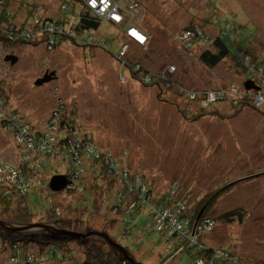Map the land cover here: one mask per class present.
<instances>
[{
    "label": "rangeland",
    "instance_id": "obj_1",
    "mask_svg": "<svg viewBox=\"0 0 264 264\" xmlns=\"http://www.w3.org/2000/svg\"><path fill=\"white\" fill-rule=\"evenodd\" d=\"M6 1H9L15 24L33 30L36 37L33 43L27 41L25 44L0 41V162L7 160L13 166L21 164V145L15 133L4 127L11 119L13 124L26 127L34 136L42 133L47 138L53 133L58 141H62L74 134L73 130H77L83 145L97 146L95 149L84 147L77 151L81 167L85 170L78 180L79 185L58 192L50 188L49 182L56 174L69 173L72 168L69 164L71 159L68 155L63 160L59 156L40 155L37 163L41 165L38 169L34 167L38 171L30 179L32 189L25 198L26 205L36 214L34 221L46 219L51 209L62 217L66 211L71 210L69 216L83 220L80 230L74 232L106 229L141 264H195L194 259L185 253L171 255V243L162 233L148 225L146 208H137V212L122 216L116 215L119 211H115L117 207L112 208L114 211L109 208L118 193V187H112L108 195V186L100 179L98 170L114 178V181L118 178V183L122 179L119 173L129 171L139 176L146 186L152 187L155 199L167 193L170 195L171 187L178 184L179 188L174 190L169 202L176 204L184 196L187 203L190 198V204H185L183 209L188 217L206 195L218 191L214 207L208 212L211 217L208 224L198 226L195 222L188 229L194 235L206 228L200 238L203 244L197 243L212 249L213 258L229 260L232 264L263 263V105L261 109L244 108L237 112L228 103H218L214 106L219 111L218 115L208 110L200 120L186 119L175 107V96L159 91L157 86H149L147 83L143 85L128 71H121L120 65L113 59V52L117 51L120 43L117 33L122 32L124 25L111 17V9L106 13L96 8L95 12L104 14L101 16L103 21L100 22L99 30L90 33L87 40L82 42L86 45L83 47L66 39L68 35L71 37L76 34L77 29L69 34L59 33L63 39L55 36L52 42L44 33L38 35L39 26L34 22V15L32 18L25 12L27 5L30 7L38 4V17L42 21L47 17L59 16V0ZM131 3L130 13L136 15V22L145 32L147 40L143 44L137 42L136 46L128 43L126 48H123V44L122 50L126 56H138L147 70L160 74V78L165 75L169 80L174 78L179 82L184 81L188 89L185 94L191 96L195 87L203 89L205 86L209 88L210 85L227 82V66L223 65L231 61L230 57H225L211 73L199 64L193 55L195 53L185 47L193 35L192 31H186L190 30L188 26L191 21H202L204 17L200 2L139 0L137 3L133 0ZM71 5L74 10L67 24L74 27L78 24L79 11L76 8L79 6L74 2ZM215 7L221 17H227L224 18L226 21L236 24H245L246 21L249 25L246 23L242 29L244 35L257 31L250 45L252 49H258L259 52L253 49L254 53L263 58L264 0H218ZM207 29V33L215 34L212 27ZM127 35L131 37L128 32ZM106 41L110 50L104 47L107 46ZM11 54L17 57L15 63L5 61V57ZM46 72H54V78L35 85V81ZM250 75L252 73L247 72L246 76ZM242 77L245 76L234 75L228 81L241 83ZM235 84L229 91V97H247L255 93L254 89H248L244 83ZM172 91L177 94L176 90ZM235 91L237 93L232 94ZM160 92L167 94L165 100L160 99ZM217 98V95L211 93L207 100L211 103ZM184 101L179 100L181 105L186 104ZM60 105L63 108L56 124L59 129L49 127L48 122ZM201 105L209 108L207 102ZM192 106L193 111L200 110L196 104ZM17 120H21V123H16ZM60 148L65 152L72 151L68 144ZM95 151L101 153L100 158L93 155ZM108 152L112 155L111 165L116 159L120 161L112 173H107L104 166L100 167L107 159ZM22 167L25 171L31 168L27 164ZM96 183H100L101 190L98 192L101 196L93 189ZM145 184L141 188L144 196L147 195ZM170 203L167 206L173 214L179 209V204L173 207ZM98 204L100 206L96 209L95 205ZM231 211L239 214L231 216L229 221L225 220L223 215ZM110 216L117 220L114 224ZM51 221L54 220H37L33 223ZM76 237L89 243L72 239L47 244H25L22 241L10 244V241L0 237V264H97L98 261L89 260L86 253L95 248L96 251H102L103 257H109V247L98 239L92 240L90 237L93 235L90 239ZM14 245H18L21 252L26 251L28 257L17 256ZM49 248L57 249V253L49 256ZM99 262L101 264L104 261Z\"/></svg>",
    "mask_w": 264,
    "mask_h": 264
},
{
    "label": "trees",
    "instance_id": "obj_2",
    "mask_svg": "<svg viewBox=\"0 0 264 264\" xmlns=\"http://www.w3.org/2000/svg\"><path fill=\"white\" fill-rule=\"evenodd\" d=\"M0 41L2 42H10L8 39V33L9 25L13 24L14 21V15L12 11L9 9V1L6 0H0ZM117 3L119 0H116ZM129 1V4L127 3ZM133 1V0H132ZM135 2L139 3V0H134ZM192 1V0H191ZM196 2L201 3V11H203L204 17L200 20H192L191 24L188 26V31H192L193 35L191 36V40L187 43V46L185 45L186 49L190 52H194L195 57L197 58L200 65H203L206 70L212 71L215 69L216 66L221 64V61L225 57H230V62L228 64H224L223 66H227L226 70L228 74V78L234 75L238 76H245L242 77L241 83H236V81H228V78L225 80L227 82H222L221 84L217 85H210L209 88L205 86V88L201 89L198 87H195V89H192L191 93H193V96L190 94H185L186 90H188L183 82H179L178 80L167 79V77L164 75L162 78H160V74L152 73L149 70H147V67L145 66L144 62H142L139 57L136 55L128 57L125 55V52L122 54V46L123 44L126 45H136L138 44L136 41H134L131 37L127 35V29L129 27H135L138 29L141 33H145L141 28H139L138 23L136 22V15H132L130 13V3L131 0H125L119 1L120 6L118 5L117 11L120 15L124 17L123 28L122 32L117 33V38L120 40V43L118 44L117 51L113 52V59L116 60L118 65H120V69L123 72L128 71L129 74L136 80H140L143 85L147 83L149 86H157L159 88V91L167 92L170 96L176 97V102H174L175 107L177 108L178 112L185 116L186 119H192L196 118V120H200L201 116L205 115V113L208 110H211V113H215L216 115L219 114V111L214 108L215 105L218 103H228V106L236 111L239 112L243 110L244 108H255V106L252 103V96L248 95L247 97H243L242 99H238L237 95H234L232 97H229L230 89L233 84H243L245 82H252V84L256 83L255 85L258 86L259 82H264V57L262 58L261 55H256L254 53V50H258L251 47L250 42L253 37H256L257 31H254L253 33H246L244 35L242 32V29L246 26V21L244 23H232L229 21H226L224 18H227L225 16H220L218 13L217 7H215L218 0H195ZM185 3V2H183ZM84 2H80L77 14L78 24H76L74 27L67 24L68 18L70 17V14H73L74 7L73 5L70 6V3H67V7L60 8L61 14L56 17H47L50 22L59 23L62 26L63 32L61 34H69L72 30L77 29L75 32L76 34L68 35L69 37L66 39L72 40L75 44L86 47L83 41L87 40L90 33L97 32L99 30L100 22L102 23V17L97 15L93 16L91 15V10L87 8V6L84 5ZM40 7L38 4H35L33 6L26 7L25 12L30 16L32 11H35V8ZM32 10V11H31ZM233 16V14H230ZM199 22L200 24H198ZM111 23L114 25L115 23L111 21ZM55 24V23H54ZM196 24V25H194ZM248 24V23H247ZM116 25V24H115ZM249 25V24H248ZM66 27H68L66 29ZM208 27H212L215 30V34L213 33H207L205 29ZM119 29V28H118ZM208 30V29H207ZM252 32V31H251ZM79 33H82L81 35H78ZM185 33V32H184ZM61 34H56L55 36L60 37L63 39ZM252 34V36H251ZM48 36L54 37V35ZM113 39V37H111ZM30 43H33V40H28ZM27 41H24L23 44H25ZM11 43V42H10ZM16 43V42H13ZM107 46H104L105 48L110 50L109 43L106 41ZM18 44V43H16ZM185 44V41H184ZM140 46V45H138ZM134 48V47H132ZM195 50V51H192ZM259 52V50L257 51ZM192 55V56H193ZM122 66V68H121ZM247 72H251L252 75L246 76ZM220 76V75H219ZM176 81L177 83L173 84V82ZM254 82V83H253ZM235 84V85H236ZM172 90H176L177 94H173ZM160 92L159 96H161V100H165V96L167 94H162ZM172 93V94H171ZM175 93V92H174ZM210 93H215L217 96H219V99L215 102L209 103L207 100V97ZM253 95V94H251ZM182 99L187 100L188 102L184 105H181L179 100ZM207 102L209 105V108L207 107H201V103ZM197 105L199 109L197 111L192 110V105ZM264 107V105H263ZM262 108V107H261ZM260 108V109H261ZM200 114H199V113ZM203 114V115H202ZM199 115V117H198ZM89 137H87V140ZM117 162L120 164V161L117 160ZM43 164V163H42ZM41 165V164H40ZM39 165V167H40ZM38 167V168H39ZM264 170V169H263ZM71 171V169H70ZM66 173L67 179L71 178V172ZM85 172V170H84ZM98 173L101 175V180L105 181V184L108 186L107 193L110 194L109 190H112V187H118V193L116 196H114V202L109 207L112 209L114 206L117 207L115 211H118L116 215L122 216V215H130L134 211L137 210V208H145L142 205H139L138 203L135 204V206L132 209H127V206L134 202L137 199V194H141L142 190L140 187V184H145L139 176L128 173V183H125V180L121 179L120 183H118L119 179L113 180L114 178L109 177L107 175H104V173L100 170H98ZM260 176V175H259ZM69 181V180H68ZM129 183H131V189L128 187ZM97 185L93 187V189L96 192H100L101 186L100 183H96ZM147 184H145L146 186ZM147 188V200L149 201L150 205L154 207V209H162L163 206H166L165 204L170 203L169 200L173 198V192L174 190H177L179 188L178 184L173 185L170 190V195L167 193V195L163 197H159L155 199L152 196V187L146 186ZM32 187L27 189L23 193L15 194L12 193L8 196L0 194V220H6V221H12V222H19V223H33L35 221H49V220H57V223L65 229H69L71 231H77L80 230V224L83 222V220L80 217L73 218L69 216L72 214L71 210L65 212V216L62 217L60 214H56L53 209H51V213L48 215L46 219H37L34 221L33 217L36 215L34 214L30 206L26 205L25 198L28 192ZM49 190V189H48ZM49 190V194H50ZM98 192V194H99ZM216 195H218L217 192H212L208 195H206L203 200H201L197 205L196 210L188 217L186 213L183 211L185 208V204H190V198L188 202L186 203V200L183 197H181L176 204L170 203L173 207H177L176 212H174L175 221L180 224L181 228L185 231L187 228H190L193 223H197L198 226H203L205 223L208 224V221L211 219V217L208 215V212L213 209L214 204L216 200ZM101 196V194H99ZM109 198V197H107ZM110 198H112L110 196ZM102 200V198H101ZM116 200V201H115ZM116 202V204H115ZM115 204V205H113ZM100 204L95 205V208H99ZM126 207V208H123ZM182 208V209H180ZM93 211H96L93 209ZM112 211H114L112 209ZM111 211V212H112ZM137 212V211H136ZM201 212V213H200ZM239 214L236 211H231L229 213H226L223 215V218L227 221L230 220V217L233 215ZM53 216V217H52ZM57 216V217H56ZM146 220L148 222V225L155 231L161 232L156 230L153 225H150L149 223L151 220L148 218V212L145 213ZM110 221L112 224L116 222L117 220L112 218L110 216ZM109 221V223H110ZM111 224V225H112ZM187 224V225H186ZM187 226V228H186ZM205 226V225H204ZM191 229V228H190ZM206 228H202V230L197 231L195 234V238H191V230H188V235L185 238H177L176 235L178 233L174 232L171 235L166 232H162L164 235V238L169 241L170 247L169 250H172V253L174 255L178 253H185L192 257L194 259V263L196 264L197 260H202L205 264H226V260L217 258L211 255L212 249L208 248L207 246H203L202 244L199 245L202 241L200 240L202 232H205ZM106 230V229H105ZM104 230V231H105ZM0 237L3 238L5 241H10V244H13L17 241H22L25 244H29V242H36L39 243H55L57 240L63 241V240H72V239H78L82 243H89L84 241V239L76 237V236H70V235H64V236H52V235H40V236H28L24 237L19 234H7L3 232L0 229ZM113 237V236H112ZM115 239V238H114ZM116 240V239H115ZM195 240V241H194ZM117 241V240H116ZM188 241V242H187ZM199 242V243H197ZM197 243V244H196ZM26 246V245H25ZM128 249V248H127ZM95 248L92 252H86L88 253L89 260H95L98 261H104L101 264H131L129 261L125 260L124 257L121 254H114L109 249H107V255L109 257H103L102 251H96ZM26 251L21 252L18 256L25 257ZM54 253H50L49 256H53ZM112 255V256H110ZM137 260V259H136ZM138 262V261H137ZM88 263V262H87ZM227 264H229L227 262ZM260 264H264L260 263Z\"/></svg>",
    "mask_w": 264,
    "mask_h": 264
},
{
    "label": "built area",
    "instance_id": "obj_3",
    "mask_svg": "<svg viewBox=\"0 0 264 264\" xmlns=\"http://www.w3.org/2000/svg\"><path fill=\"white\" fill-rule=\"evenodd\" d=\"M62 2V8L67 7V3H78L80 5V2H84L85 6H87L88 9L91 10V15L93 16H102L104 14H99L98 12H95L97 9L100 8L101 11L109 12V9H111V17L117 22L122 23L124 20V17L120 15L117 11L118 5L120 6V2L122 0H119L118 3L117 1L114 2V0H59ZM131 2H133L131 0ZM128 3V1H127ZM0 1V5H1ZM89 4L93 7H90ZM126 4V0H125ZM132 4V3H131ZM97 8V9H96ZM39 8H36L35 11L33 10L32 13H34V22L36 25L39 26V29L37 30V33H44V35L47 36V39L52 42V38L55 37L56 34H59L62 32V26L59 23H52L49 21L48 18H45V20H41L39 18ZM109 14V13H108ZM132 16V15H131ZM9 30L10 32L8 33V39L11 43L16 42V43H23L24 41H28L30 39L34 40L35 33L33 30H30L29 28H25L23 26H17L15 22L13 21V24L9 25ZM128 34L131 36V38L140 43L143 44L146 40L145 34L141 33L138 29L135 27H129L127 29ZM49 35H54V37H49ZM127 44L124 45L123 48H126ZM123 52V50H122ZM256 84V83H255ZM234 85V84H233ZM257 86V85H256ZM233 87V86H231ZM237 92L235 91L232 94H236ZM211 94V93H210ZM209 94V95H210ZM215 94V93H214ZM231 94V92H230ZM216 95V94H215ZM252 96V103L255 107H261L264 104V82H259L257 89L255 90V93L253 95L249 94ZM239 96V95H238ZM217 100L219 99V96H217ZM239 100L242 99L243 97H237ZM63 106L60 105L56 108V111L52 114L51 120L48 122L49 127H56L57 128V121L59 120L61 111H62ZM16 123H21V120L15 121ZM4 127L10 128L13 133H15V137L19 144L21 145L22 149V154L20 156V162L21 164L19 166H13L11 162L7 160H1L0 162V194L8 196L12 193L19 194L25 192L27 189L31 187L30 179L33 178V175H36L38 170H35L34 167H39L38 161L40 160V155L45 156H59L62 158L65 156H69L71 159V177L74 179L71 181V178H69V183L67 184L66 188L67 189H74L77 187L78 180L80 179L81 173L84 172V168L81 167L80 160L78 159L80 157V154L77 153V151L81 150L84 147H90V145H83L81 141L79 140L77 130H73L74 134H71V136L62 141H58V137L55 136L53 133H51L50 137L45 136V134H38L37 136L31 135L26 127H22L20 124H13L12 119L8 120L6 122V125ZM50 130H48L49 132ZM60 138V137H59ZM70 145L72 148V151L70 152H65L64 150H61L60 147H64L66 145ZM90 148H97V146H92ZM42 153V154H41ZM63 153V154H59ZM96 158H100L101 153L98 154L96 151L93 154ZM39 156V157H38ZM38 157V158H37ZM107 159L104 161V163L100 164V167L104 166L106 169L105 171L107 173H112L117 167L119 166V163L117 162V159L113 164L111 165L110 163V158L112 155L108 152L106 155ZM38 162V163H37ZM27 164V166H30L31 168L28 169L27 171L23 170L22 165ZM117 173V172H116ZM120 177L125 180V183H128L127 177L128 173L127 172H122L119 173ZM117 174V176L119 177ZM128 187L131 189V183H129ZM140 187L143 188L144 185L140 184ZM81 189V188H78ZM49 193V190L47 191ZM137 199L134 202H131L128 206L127 209H132L136 203L139 205L144 206L147 209L148 212V218L153 222V227L161 232H166L168 234H172L174 232L178 233L176 235L177 238H185L187 237L188 233V228L184 231L180 224L175 221L174 214L169 212V207L167 204L166 206H163L162 209H154L147 200V195H142L137 194ZM162 225H164V230L162 229ZM195 239V238H194ZM17 251V256L21 253V249L18 245H14ZM48 253H54V255L57 253V249H50L48 250ZM44 255V254H43ZM53 255V256H54ZM28 255L26 253L25 258H27ZM198 263L203 264L202 260L197 261ZM197 264V263H196ZM211 264V263H210Z\"/></svg>",
    "mask_w": 264,
    "mask_h": 264
},
{
    "label": "water",
    "instance_id": "obj_4",
    "mask_svg": "<svg viewBox=\"0 0 264 264\" xmlns=\"http://www.w3.org/2000/svg\"><path fill=\"white\" fill-rule=\"evenodd\" d=\"M5 61H11V63H15L17 61V57L14 54L8 55L5 57ZM54 78V72H46L42 78H39L35 81V85H41L44 82L50 81ZM244 85L248 89H256L255 86H252L250 82H245ZM69 183L66 175L64 174H56L52 176L49 185L50 188L55 191L63 190L67 184ZM201 213V212H200ZM0 229L7 234H19L24 237L28 236H40V235H52V236H81L85 239L92 238L93 240H100L102 243H105L111 251L115 254H121L127 261L131 264H141L137 262L134 256L121 244H119L114 238H112L106 231L99 230H89L88 232L77 233L74 231H70L68 229L62 228L57 221L51 222H36V223H19L12 222L6 220H0ZM94 237H90V236ZM90 237V238H89Z\"/></svg>",
    "mask_w": 264,
    "mask_h": 264
},
{
    "label": "bare ground",
    "instance_id": "obj_5",
    "mask_svg": "<svg viewBox=\"0 0 264 264\" xmlns=\"http://www.w3.org/2000/svg\"><path fill=\"white\" fill-rule=\"evenodd\" d=\"M78 4V3H77ZM63 4H62V2H59V12H60V6H62ZM78 6H79V4H78ZM60 14H61V12H60ZM32 18H33V15L31 14L30 15ZM62 32H63V29H62ZM264 105V104H263ZM261 176V175H260ZM150 225H153L154 223L153 222H150L149 223ZM187 225V224H186ZM186 228H187V226H186ZM162 229L164 230V225H162ZM192 232V231H191ZM160 233H162V232H160ZM195 238V233H194V235H193V232L191 233V238ZM93 240V239H92ZM202 243V242H201ZM203 244V243H202ZM172 256H175L173 253L171 254ZM229 264H232V262L231 261H227ZM203 264H205L204 262H203Z\"/></svg>",
    "mask_w": 264,
    "mask_h": 264
},
{
    "label": "clouds",
    "instance_id": "obj_6",
    "mask_svg": "<svg viewBox=\"0 0 264 264\" xmlns=\"http://www.w3.org/2000/svg\"><path fill=\"white\" fill-rule=\"evenodd\" d=\"M145 36H146V35H145ZM146 40H147V37H146ZM250 83H251V85L255 86V87H256V89H257V86L255 85V83H254V82H253L254 84H252V82H250ZM256 89H254V90H256ZM255 108H258V109H259L260 107H255ZM253 109H254V108H253ZM255 110H257V109H255ZM65 188H66V187H65ZM124 259H125V258H124ZM125 260H126V259H125Z\"/></svg>",
    "mask_w": 264,
    "mask_h": 264
},
{
    "label": "crops",
    "instance_id": "obj_7",
    "mask_svg": "<svg viewBox=\"0 0 264 264\" xmlns=\"http://www.w3.org/2000/svg\"><path fill=\"white\" fill-rule=\"evenodd\" d=\"M134 46H136V45H134ZM125 71V70H124Z\"/></svg>",
    "mask_w": 264,
    "mask_h": 264
}]
</instances>
